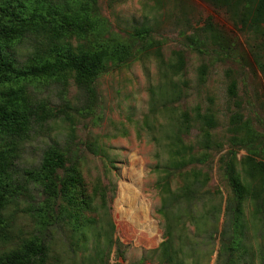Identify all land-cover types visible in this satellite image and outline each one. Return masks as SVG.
<instances>
[{"label":"rangeland","instance_id":"rangeland-1","mask_svg":"<svg viewBox=\"0 0 264 264\" xmlns=\"http://www.w3.org/2000/svg\"><path fill=\"white\" fill-rule=\"evenodd\" d=\"M89 1L105 20L109 38L125 37L144 25L151 28L155 46L148 55L99 77L93 95L77 84L73 73L26 83L27 94L45 104L46 112L40 113L14 153L15 182L3 211L0 255L41 241L47 248L44 264H163L165 191L199 175L208 195L200 203L189 198L190 208L198 216L204 214L211 233L194 237L193 223L186 218L179 233L184 241H196L195 251L186 249L179 257L186 264H224L227 257L219 262L217 257L230 189L219 169L220 158L229 150L230 119L236 112L250 119L264 139V77L250 55L236 61L200 55L185 47L186 36L211 20L217 27L224 25L239 42L258 45L264 56L262 41L249 37L241 25L236 27L235 12L218 10L210 0ZM251 3L255 1L242 0L237 12L244 14ZM69 42L75 52L82 47L76 36ZM29 45L17 46L20 62L27 59ZM4 89L0 85V91ZM207 110L216 120L210 133V161L202 168L175 167L198 151L203 134L198 114ZM52 148L65 154L67 169L76 173L69 193L57 198L25 175L37 171ZM249 156L247 150L237 154L236 167L242 174ZM251 156L264 162V149ZM130 168L134 172L125 177ZM121 183L134 186L144 202L151 238L141 231L133 234L116 219ZM176 205L171 201L169 208ZM260 210L251 201L245 203V230L234 264H264V211Z\"/></svg>","mask_w":264,"mask_h":264},{"label":"trees","instance_id":"trees-1","mask_svg":"<svg viewBox=\"0 0 264 264\" xmlns=\"http://www.w3.org/2000/svg\"><path fill=\"white\" fill-rule=\"evenodd\" d=\"M210 1L218 10L224 7L235 12L236 27L241 25L243 32L264 45V0H254L253 6L252 3L246 4L244 14L237 12L242 0ZM71 36H76L82 46L78 52L69 42ZM109 37L105 20L91 8L89 0H0V85L5 86L0 91V230L4 223L3 211L15 182L14 153L20 140L41 117L40 113L46 112L45 104L37 103L27 94L26 83L39 77L56 78L73 73L77 84L93 95L97 92L99 77L133 62L139 56L148 55L155 46L151 28L144 25L134 28L125 37ZM233 40H237V44ZM25 43L30 44L31 49L27 59L20 62L16 48ZM247 45L232 36L224 25L217 27L211 20L193 35L186 36L185 43V47L193 52L210 57L221 56L236 61L244 57L248 59L250 55L253 66L256 65L264 77V56L259 51L260 47ZM229 94L232 98L236 95L234 81ZM198 121V129L203 133L198 151L189 159L180 160L175 166L177 168L189 165L202 168L210 161L208 151H212L210 133L216 128L215 116L207 110L198 114ZM230 127L229 150L221 156L219 168L230 189V197L223 210V230L217 257L219 262L226 256L224 264L235 263V251L241 246L239 238L245 230V203L251 201L264 211V162L251 156L264 149L263 136L240 112L232 115ZM240 150H247L250 154L244 161L243 174L236 167ZM67 163L65 154L52 148L46 152L40 168L25 171V175L39 183L51 196H65L76 176L73 169H67ZM65 171L71 175H62ZM205 185L199 175H194L192 181L184 179L180 187L165 191L162 200L165 240L160 246L163 264H186L179 255H185L186 249L187 253L195 251L196 241L188 238L184 241L179 233V226L184 227L186 218L193 223L194 237L211 233L204 214H194L190 208L193 203L189 201L193 197L196 203L203 202L208 195ZM174 200L176 208H169V203ZM46 257L45 245L41 241H30L19 249L0 255V264H44Z\"/></svg>","mask_w":264,"mask_h":264},{"label":"bare ground","instance_id":"bare-ground-1","mask_svg":"<svg viewBox=\"0 0 264 264\" xmlns=\"http://www.w3.org/2000/svg\"><path fill=\"white\" fill-rule=\"evenodd\" d=\"M129 170L132 172L129 173L126 170L124 172L125 177H130L134 172L132 168ZM115 217L120 224L129 226L133 234H136V231H141L145 232L150 238L154 236L148 224L146 207L134 186L121 183L115 204Z\"/></svg>","mask_w":264,"mask_h":264}]
</instances>
